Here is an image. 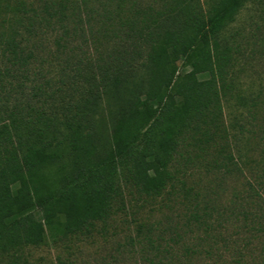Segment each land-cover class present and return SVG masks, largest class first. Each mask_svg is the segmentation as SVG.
Here are the masks:
<instances>
[{
  "label": "rangeland",
  "instance_id": "rangeland-1",
  "mask_svg": "<svg viewBox=\"0 0 264 264\" xmlns=\"http://www.w3.org/2000/svg\"><path fill=\"white\" fill-rule=\"evenodd\" d=\"M212 2L200 0L204 8ZM171 3L0 0V25L17 31V42L31 54L16 71L20 77H8L0 90V110L19 108L27 117L31 105L61 128L64 116L88 99L87 114L103 130L116 100L96 88V66L115 68L124 56L129 88L139 85L146 75L142 14L150 21ZM128 19L136 20L134 31ZM221 37L231 60L220 101L179 136L161 193H141L124 172L105 220L65 239L0 250V264H264V0L246 3ZM2 48L0 71L10 67ZM188 71L179 60L177 73ZM34 86L43 89L38 99L31 96Z\"/></svg>",
  "mask_w": 264,
  "mask_h": 264
},
{
  "label": "trees",
  "instance_id": "trees-1",
  "mask_svg": "<svg viewBox=\"0 0 264 264\" xmlns=\"http://www.w3.org/2000/svg\"><path fill=\"white\" fill-rule=\"evenodd\" d=\"M251 1L214 0L204 8L200 0H172L167 11L150 14V21L142 14L145 79L129 88L131 77L124 71L130 62L122 55L120 66H96L101 71L96 88L116 100L106 123L101 120L103 130L87 114L88 99L64 116L61 128L31 105L27 117L19 108L0 110V250L88 231L109 215L124 172L141 193L159 195L171 180L168 167L179 136L220 101L231 60L221 35ZM59 6L62 21L65 6ZM120 10L117 4L115 17ZM128 21L132 28L136 20ZM17 37L0 25V46L10 64L0 71L3 91L7 78L18 79L16 71L31 58ZM181 59L189 67L183 75L177 73ZM202 74L208 78L199 79ZM42 91L34 86L32 98Z\"/></svg>",
  "mask_w": 264,
  "mask_h": 264
}]
</instances>
